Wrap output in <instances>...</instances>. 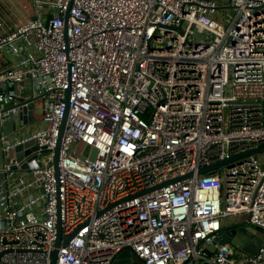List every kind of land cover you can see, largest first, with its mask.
<instances>
[{
    "label": "built area",
    "instance_id": "1",
    "mask_svg": "<svg viewBox=\"0 0 264 264\" xmlns=\"http://www.w3.org/2000/svg\"><path fill=\"white\" fill-rule=\"evenodd\" d=\"M15 1L23 20L0 8V123L13 122L0 264H51L59 220L73 237L56 264L125 250L144 264H264L263 245L216 242L231 216L264 231V164L201 172L264 147V0ZM29 141L21 162L10 155Z\"/></svg>",
    "mask_w": 264,
    "mask_h": 264
},
{
    "label": "water",
    "instance_id": "2",
    "mask_svg": "<svg viewBox=\"0 0 264 264\" xmlns=\"http://www.w3.org/2000/svg\"><path fill=\"white\" fill-rule=\"evenodd\" d=\"M33 20L36 19V17L32 18ZM196 34H198L196 32ZM28 115L24 117L25 122L28 121H33L34 119V104L33 102L30 103L29 105V110H28ZM65 125H66V117L61 125L60 128V136H59V141H58V146H57V155L59 153L61 141H62V136L65 130ZM13 130V122L12 120H7L5 124L0 123V137L2 134H9ZM38 146L35 145L34 141H29L23 144L18 145L13 152L10 153L11 156L14 157L17 161H22L23 158L27 155H29L33 150H37ZM86 151L89 152L91 151V159L94 160L95 155H96V150L92 148L91 146H87ZM250 154H257L258 160L264 164V147L258 148V149H253V150H248L246 152H243L239 155H235L234 157L214 163L210 166H207L203 169H201V172H206L212 169H217L220 168L223 165L226 164H231L239 158L248 156ZM34 165H38L37 161L34 160ZM5 164V157L2 149V143L0 141V170L4 168ZM56 169L58 170V160H56L55 163ZM28 167L27 164H23L21 170H24ZM13 169L19 170L17 167L13 166ZM4 174L0 172V184H2V187L6 188L7 183L4 181ZM71 236L69 239H62V226H61V221H58V240L56 244V249L52 252V261L51 264H56L57 256H58V249L59 247L63 244H67V242L72 238ZM216 242L219 244H224L227 242H230L234 246H242L243 250H245L247 253L250 255H256L257 252L259 251L260 247L263 245L264 246V239L258 235V231L256 228L252 227L251 225H248L247 223L245 224H230L226 225L222 228V231L220 232L218 238L216 239ZM114 264H144L135 253L130 252V250H125L123 251L117 258V260L114 262Z\"/></svg>",
    "mask_w": 264,
    "mask_h": 264
},
{
    "label": "rangeland",
    "instance_id": "3",
    "mask_svg": "<svg viewBox=\"0 0 264 264\" xmlns=\"http://www.w3.org/2000/svg\"><path fill=\"white\" fill-rule=\"evenodd\" d=\"M218 2L221 4L220 6H226L227 3L229 2V0H218ZM3 3L2 0H0V4ZM13 8V11L16 13L17 12V18L21 17L20 19H24L23 15L21 13H19V9H16L15 6H12ZM12 11V12H13ZM226 9H223L218 16H221L225 13ZM230 13H233V11L231 10ZM231 79V78H230ZM27 85H29V82L27 83ZM29 87V86H28ZM28 94V92L26 93ZM42 114V108L41 106L38 104L36 105V115L39 116ZM80 150H83V149H80ZM44 155V154H43ZM42 157V156H41ZM41 157L38 158V161L40 163L41 161ZM248 218V215L247 214H240V215H237V216H231L229 218H227L226 222H227V225H230V224H241L243 223L244 221H246V219ZM258 232L264 236V231L262 230H258Z\"/></svg>",
    "mask_w": 264,
    "mask_h": 264
},
{
    "label": "crops",
    "instance_id": "4",
    "mask_svg": "<svg viewBox=\"0 0 264 264\" xmlns=\"http://www.w3.org/2000/svg\"><path fill=\"white\" fill-rule=\"evenodd\" d=\"M2 1H4V3H5L10 9H12V6H15V3H16L15 0H2ZM228 4H229V2L227 3L226 6H228ZM15 7H16V6H15ZM16 8H17V7H16ZM38 104L41 106L40 103H36V104H35V114H36V105H38ZM39 117H40V115H39V116L36 115L34 121L32 122V125L30 126V129H34L35 127H38V126L40 125Z\"/></svg>",
    "mask_w": 264,
    "mask_h": 264
},
{
    "label": "trees",
    "instance_id": "5",
    "mask_svg": "<svg viewBox=\"0 0 264 264\" xmlns=\"http://www.w3.org/2000/svg\"><path fill=\"white\" fill-rule=\"evenodd\" d=\"M0 8L2 9V11L13 21L16 20L15 19V15L13 14V8L10 9L3 1V3L0 4ZM13 11V12H12Z\"/></svg>",
    "mask_w": 264,
    "mask_h": 264
}]
</instances>
